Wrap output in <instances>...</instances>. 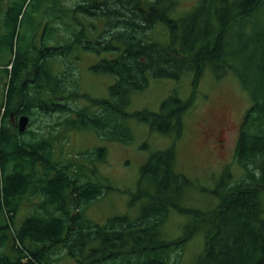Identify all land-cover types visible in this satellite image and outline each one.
Listing matches in <instances>:
<instances>
[{"label": "trees", "instance_id": "1", "mask_svg": "<svg viewBox=\"0 0 264 264\" xmlns=\"http://www.w3.org/2000/svg\"><path fill=\"white\" fill-rule=\"evenodd\" d=\"M176 1H39L34 12L43 15L41 23L48 28L34 37L51 40L62 32L63 39L38 49L25 38L16 50L17 20L28 0L11 1L13 27L6 42L0 37V264H58L67 254L78 264H180L183 249L203 229L205 244L192 264H264V0H199L182 14L175 10ZM89 16L101 27L87 22ZM159 24L167 30L163 42L155 39ZM7 47L13 56L2 62ZM77 50L116 52L90 66L116 77L109 97L78 91L80 57L69 58ZM210 70L218 79L231 71L251 97L235 150L244 173L237 181L229 169L223 173L211 190L218 207L202 211L181 204L192 181L175 170L172 146L153 152L141 168L130 201L142 202L140 216L116 215L103 223L90 219V204L111 186L94 181L97 168L83 165L80 156L106 161L107 148L55 160L58 128L92 130L101 139L129 143L133 134L126 120L135 117L154 131L181 137L184 115ZM188 71L193 73L189 97L173 92L158 111H128L132 94L144 90L150 79L179 80ZM80 98L89 104L77 105ZM54 113L53 122L38 123ZM23 114L30 126L19 132ZM37 123L38 131L31 128ZM27 202L31 212L18 226L17 211ZM172 209L191 220L181 235L168 238L162 228Z\"/></svg>", "mask_w": 264, "mask_h": 264}, {"label": "rangeland", "instance_id": "2", "mask_svg": "<svg viewBox=\"0 0 264 264\" xmlns=\"http://www.w3.org/2000/svg\"><path fill=\"white\" fill-rule=\"evenodd\" d=\"M11 1H1L0 37L3 42L7 41L9 30H12L13 27L14 16L8 11ZM39 1L44 0H28L24 12L17 20L14 50L24 43L25 38H29L34 46H36L38 40L45 47L57 44L59 39H63L61 37L62 32H57L55 38L51 40H48L47 37H39L38 39L34 37L37 31L48 28V26L45 28V25L41 23L43 15L40 12H34L35 5H38ZM70 1L65 0V4L71 5ZM198 1L177 0L174 3L175 10L179 12L178 14L189 12ZM171 15L173 17L183 16L175 15L173 12ZM89 17L87 22H93L98 28L101 27L102 22L100 20H97L94 16ZM30 25L34 27V31L29 30ZM6 27L9 29H6ZM92 30L89 35L91 38H95L91 34ZM165 30L164 24L157 26L154 31L157 41L163 42L166 40L167 33L165 34ZM72 55L74 56L69 58L80 57V59H77L75 70L80 78L78 91L88 93L92 97H109L110 86L114 83L116 77L112 74L96 73L90 69V66L102 58L116 56V52L104 51L97 54L77 50ZM12 56L13 52L7 47L3 51L1 61L4 62ZM215 76H217L215 72L210 70L205 71L201 78L197 87L194 106L184 115V131L181 137H177L174 133L162 134L154 131L149 124L135 117H129L126 120L133 134V140L129 143L101 139L92 130L58 128V134L53 136V159L55 160L70 159L75 156V153L83 152L88 148L100 146L107 148L106 161L92 160L80 156L83 165L97 168L96 176H93L94 181H104L111 186L102 197L90 204L87 210V216L90 219L103 223L107 218L116 215H128L131 219L140 216L142 202L131 203L130 201L133 200L131 195L138 191L141 168L153 152L172 146L175 147L176 152L175 170L186 175L192 181L191 185L185 190L181 204L202 211H210L218 207L220 200L211 190L215 189L223 173L229 169L234 173L235 181L244 173V169L236 161L235 150L240 125L244 114L251 105V97L231 71L220 79ZM192 90L193 73L190 71L185 72L179 80L169 78L150 79L144 90L132 94L127 109L131 113L143 109L158 111L163 100L171 93L177 92L181 97L186 98L191 95ZM77 104L80 106L89 104V100L80 98ZM221 113H225L229 125L222 147L219 146L212 129L214 120ZM57 116V113H54L52 118L45 115V117H42L43 120L38 121V123H51ZM38 123L31 128L37 130ZM48 128L45 124L42 126V130L45 132ZM65 134L66 139L63 137ZM145 186L151 188V185L147 183H145ZM261 199L264 204V192ZM143 200L145 203L147 199L143 198ZM29 208L28 202L20 205L16 215V225L20 226L30 214ZM190 220L189 215L172 209L162 228L164 235L166 233L168 238L181 235L185 224ZM204 231V229L197 231L185 246L180 264H192L202 251L206 240ZM58 264H78V262L67 254L59 259Z\"/></svg>", "mask_w": 264, "mask_h": 264}, {"label": "flooded vegetation", "instance_id": "3", "mask_svg": "<svg viewBox=\"0 0 264 264\" xmlns=\"http://www.w3.org/2000/svg\"><path fill=\"white\" fill-rule=\"evenodd\" d=\"M39 33H42V31L40 30ZM39 37H41V36L38 35L37 39ZM35 47L38 48V49L39 48H42L43 47V43L42 42H39L37 40V44H36ZM227 126H229V125L227 123V117H226L225 113L219 114L217 116V118L213 122V125H212L213 133H214V136H216L217 142H218V144H219L220 147L223 146V142H224V139H225V134H226Z\"/></svg>", "mask_w": 264, "mask_h": 264}, {"label": "water", "instance_id": "4", "mask_svg": "<svg viewBox=\"0 0 264 264\" xmlns=\"http://www.w3.org/2000/svg\"><path fill=\"white\" fill-rule=\"evenodd\" d=\"M30 117L26 114H23L20 118H19V122H18V130L20 132H24L27 129L28 123H29Z\"/></svg>", "mask_w": 264, "mask_h": 264}]
</instances>
